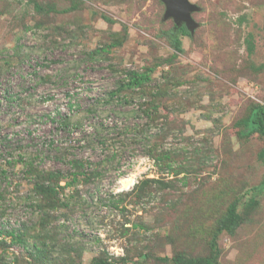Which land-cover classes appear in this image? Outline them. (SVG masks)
<instances>
[{
	"label": "rangeland",
	"instance_id": "obj_1",
	"mask_svg": "<svg viewBox=\"0 0 264 264\" xmlns=\"http://www.w3.org/2000/svg\"><path fill=\"white\" fill-rule=\"evenodd\" d=\"M189 2L177 53L162 0H0V230L21 240L0 236V264L205 257L232 201L245 221L218 264H264V137L235 127L264 105V0ZM149 68L147 95L110 94ZM34 181L57 186L52 208Z\"/></svg>",
	"mask_w": 264,
	"mask_h": 264
},
{
	"label": "trees",
	"instance_id": "obj_2",
	"mask_svg": "<svg viewBox=\"0 0 264 264\" xmlns=\"http://www.w3.org/2000/svg\"><path fill=\"white\" fill-rule=\"evenodd\" d=\"M36 10H40L41 6L35 4L34 5ZM75 7H70L69 9L65 10L63 13H68L70 11L75 10ZM48 13L49 12H55V10H53L51 8V6H48L47 8ZM174 36L176 37L174 42L175 45L173 46L174 49L176 50L177 53L180 52V47H179V42L177 40V34H181V35H187L189 32L185 29V27H180L178 24H176L174 22ZM154 68H149L147 69L144 73L141 72H131L127 81L125 83H121L120 86L117 87V91H113L110 94L112 96L117 95L118 93L122 92V91H132L134 88H140L138 90V96H144L147 95L149 92V89L145 87V85L151 81V73L153 72ZM132 98H134L132 96ZM141 105H144V112L147 113L150 112L153 109L157 108V105H152V104H147V103H141ZM148 105V106H147ZM235 127H236V135L239 139H247L250 136H252L253 134H258L259 136L264 137V105H259V104H255L247 113V115L243 118H241L240 120H238L235 123ZM165 155V153H163ZM257 158L259 160V162L264 166V147L259 151V153L257 154ZM162 159L165 161L163 162V165H165V168L167 170H171L172 165H174V162H169V158H167L166 156L163 157H156L155 161L156 164L158 165L159 162L162 161ZM74 162H71V164ZM74 168H75V173L73 172L71 174V176L77 177L78 176H83L84 178L86 177V174L83 172L84 171V164L80 161L75 162L74 163ZM80 168V169H79ZM174 174L178 173V171L176 169H174ZM35 174V175H34ZM30 177H40V178H44V180L52 178L53 174L48 175V177L45 178V176L42 175H36V173L34 172H30L29 173ZM63 176L58 175V179L61 178ZM88 179V178H87ZM90 179V178H89ZM43 181V179H42ZM73 181V180H72ZM71 181V182H72ZM71 182H67L65 183V186H70ZM56 185L52 184V185H45V183H38L37 181L33 182V194L35 195H42L44 198L43 204L41 206H37L39 207H43V209L45 208H52L54 206V198L56 196ZM59 187V186H58ZM257 189V190H256ZM256 191H264V174L262 177V180L260 182V184L258 186H256L255 188ZM257 204V201L254 198H250L248 200V202H246L244 204V208L242 210L243 211H251V209H253L255 207V205ZM245 221V218L243 217L241 211L239 210V203L236 201H232L231 204L228 205L226 212L224 213V215L221 217V219L218 221L215 231L212 235V238L210 240V253L205 256V257H197V258H189V259H184L183 255H179L176 257H173L171 259L172 264H218V257H219V250L217 247V239L218 237L222 234V233H226L228 235H233L235 233V231L242 225V223ZM139 227H142L141 225ZM3 234H5L3 231L0 230V236H2ZM7 236L11 237V242H15V241H21L19 240V234H15L13 235L12 232H6ZM0 246H4L3 242H0ZM36 248V246H35ZM138 257H144V255L140 254ZM122 262V264L126 263V259L125 258H121L120 259ZM159 261L166 263L168 262V258H159ZM91 264H111L110 262H106L105 260H101V259H94L93 262Z\"/></svg>",
	"mask_w": 264,
	"mask_h": 264
},
{
	"label": "water",
	"instance_id": "obj_3",
	"mask_svg": "<svg viewBox=\"0 0 264 264\" xmlns=\"http://www.w3.org/2000/svg\"><path fill=\"white\" fill-rule=\"evenodd\" d=\"M165 5V17L172 18L176 24L185 23L194 26L191 13L197 8L189 0H162Z\"/></svg>",
	"mask_w": 264,
	"mask_h": 264
},
{
	"label": "bare ground",
	"instance_id": "obj_4",
	"mask_svg": "<svg viewBox=\"0 0 264 264\" xmlns=\"http://www.w3.org/2000/svg\"><path fill=\"white\" fill-rule=\"evenodd\" d=\"M132 183H133V176L130 177V178L128 179V181H127V185H128V184L132 185ZM125 186H126V185H125Z\"/></svg>",
	"mask_w": 264,
	"mask_h": 264
}]
</instances>
